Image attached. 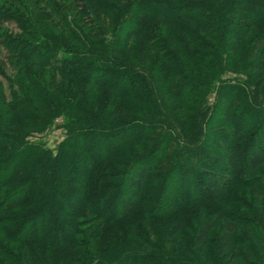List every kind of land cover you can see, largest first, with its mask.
<instances>
[{
    "label": "trees",
    "instance_id": "1",
    "mask_svg": "<svg viewBox=\"0 0 264 264\" xmlns=\"http://www.w3.org/2000/svg\"><path fill=\"white\" fill-rule=\"evenodd\" d=\"M44 1L53 8L51 16L65 24L59 0ZM74 1L77 17L88 24L79 29L84 40H74L83 51L66 46L72 40L70 30L57 34L60 43H37L42 38L33 30L24 31L28 42L1 41L14 73L6 75L0 60V77L10 90L7 99L0 80V264H152L138 256L133 236L124 229L126 219L140 208L155 166L164 162L163 154L149 150L137 156L134 149L142 150L161 127L154 121L146 124L138 108L127 102L148 111L142 88L149 90V79L155 78L157 85L158 75L162 83H177L182 75L178 65L196 57L205 62L208 56L190 47L205 50L220 35L226 50L237 52L247 35L233 30L251 29L249 21L263 19L264 0ZM8 2L0 5V22L19 23V13ZM231 17L241 22L232 24ZM108 34L110 42L105 40ZM259 52L264 55V46ZM263 55L256 61L258 68L264 67ZM138 67L149 75L140 76ZM58 114L79 120L66 125L67 138L53 156L26 139L30 131L46 129ZM131 114L133 118L120 120ZM224 115L230 129L234 121L228 108ZM255 139L254 144L264 145V132ZM228 144L218 155L229 173L240 174L244 168L246 174L264 163V155L256 151L246 164L236 162L235 145ZM191 188L186 182L185 195ZM219 223L217 254L238 247L232 235L241 225L219 214L200 222L193 246H201ZM180 227L179 220L170 226L173 234Z\"/></svg>",
    "mask_w": 264,
    "mask_h": 264
},
{
    "label": "rangeland",
    "instance_id": "2",
    "mask_svg": "<svg viewBox=\"0 0 264 264\" xmlns=\"http://www.w3.org/2000/svg\"><path fill=\"white\" fill-rule=\"evenodd\" d=\"M3 2L8 0H0V5ZM58 2L68 10L62 9L66 17L63 25L51 16L53 8L44 0L8 2L10 7H15L21 21L3 19L0 22V60L6 75L11 76L14 71L1 41L9 37L28 42L24 31L33 30L42 38H37V43L45 44L60 43L56 40L57 34L70 30L72 40H67L66 46L71 51H83L74 40H84L79 29H85L88 24L83 22V17H77V2L72 0L73 6L61 0ZM259 17L249 21L248 24H253L251 29L233 30L247 35L241 40L237 52H228L221 42L225 37L217 35L219 37H213L204 45L207 46L205 50L190 47L198 55H207L205 62H198L197 57L184 63L179 59L182 65L177 68L182 75L177 83L175 80L169 84L162 83L158 75L157 85L155 78L149 79V90L142 88L143 103L150 108L149 112L141 110L144 108L140 105L127 102L129 106L138 108L136 110L142 113L146 124L154 121L161 127L148 136L142 150L133 148L137 156L149 150L157 155L163 154L164 162L155 166L149 177L150 184H145L140 208L126 219L124 229L133 236L131 242L137 244L138 256L149 259L152 264H264V163L254 171L244 174L243 168L242 173L234 175L229 173L225 160L218 155L229 146L228 142L235 145L238 163L246 164L252 151L264 155V145L254 144L255 138L264 132V67L256 65L263 55L259 51L264 46V18ZM229 20L232 24L241 22L236 17ZM105 40L110 42L113 37L108 34ZM150 64L144 69L146 72L150 70ZM142 70L138 67L135 71L142 77L149 75ZM0 80L9 99L8 84L1 77ZM226 108L234 121L233 124L230 122V129L225 127ZM133 117L132 114L124 115L120 120ZM239 118L244 120L235 124ZM78 120L77 117L58 114L46 129L27 133L26 140L42 145L55 156L67 138L66 125L72 122L73 126ZM186 182L191 183L192 188L185 195L183 188ZM195 186L197 191L193 192ZM253 188H258L260 193L256 194ZM218 214L242 227L232 235L239 246L233 251L226 250L222 255L215 249L221 223L201 246H193L195 230L200 222L208 216L215 220ZM176 220L181 222V227L173 234L170 226ZM130 225L129 230L127 227ZM228 252H233V255Z\"/></svg>",
    "mask_w": 264,
    "mask_h": 264
}]
</instances>
